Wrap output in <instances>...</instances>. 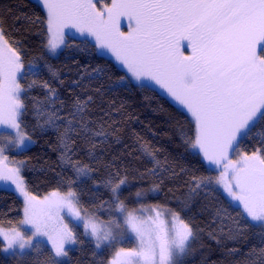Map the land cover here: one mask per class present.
Here are the masks:
<instances>
[{
	"label": "snow or ice",
	"instance_id": "obj_1",
	"mask_svg": "<svg viewBox=\"0 0 264 264\" xmlns=\"http://www.w3.org/2000/svg\"><path fill=\"white\" fill-rule=\"evenodd\" d=\"M38 2L46 16L33 23L42 25L48 53L55 55L62 46L68 47L65 30L74 29L85 38L82 44L87 46L91 37L94 49L110 53L137 82L147 81L142 87L159 86L190 114L193 134L183 133L184 142L219 174L190 175L189 199L204 190L222 189L227 194L228 207L236 216L226 208L217 209L221 237L237 240L246 227L264 234V0ZM122 17L128 20L127 32L120 29ZM182 48L190 49V54ZM41 67L39 62L26 63L21 45L7 37L0 19V129H4L0 131V190L14 186L23 198L18 225H0V253L27 264H68L73 250L69 246L84 244L74 230L82 225V235L91 246L86 264H184L200 230L181 215L183 209L143 204L130 208L121 199L128 178L119 170L102 181L110 198L95 210L81 202L76 180L71 178L60 182L66 190L56 188L43 198L29 190L23 175L26 162L9 161L5 155L26 151L33 143L25 123L29 110L41 130L63 128L60 160L74 170L77 180L89 177L93 169L73 159L72 135L83 136L92 148L107 139L104 126L93 128L95 122L87 118L91 96L77 98L67 115H61L64 102L49 80L40 79ZM93 72L84 75L98 79L100 71ZM37 88L43 90L44 99L30 97ZM245 141L255 143L249 149L242 147ZM141 148L157 166L148 170L150 175L168 170L148 143ZM144 195L135 193L137 203ZM97 211L107 212L108 220H101ZM65 217L78 223L72 225ZM216 235V231L209 233L213 239ZM260 242L264 244V238ZM238 251L229 249L233 255ZM108 252L111 258L105 259ZM248 256L257 258L251 264H264V247L253 248Z\"/></svg>",
	"mask_w": 264,
	"mask_h": 264
},
{
	"label": "trees",
	"instance_id": "obj_2",
	"mask_svg": "<svg viewBox=\"0 0 264 264\" xmlns=\"http://www.w3.org/2000/svg\"><path fill=\"white\" fill-rule=\"evenodd\" d=\"M45 16L42 6L35 0H0V19L7 37L19 42L26 63H40V79L49 80L64 102L61 115H67L77 98L84 100L91 96L87 118L95 122L91 125L93 128L104 126L107 139L96 142V147L92 148L83 136L72 135L73 159L93 169L89 177L77 180L74 170L60 160L63 148L59 136L63 128L59 132L53 128L41 130L36 127L37 122L29 110L25 123L33 143L28 150L10 152V155L26 162L23 175L32 194L42 196L56 188L66 190L60 182L71 178L76 180L74 187L80 193L81 202L95 210L101 201L110 198L102 181L109 173L119 170L128 178V184L121 189V199H125L130 208H139L143 204L163 205L175 211L183 209L181 215L200 230L199 239L193 244V251L185 258L184 264H245V261L251 264L257 259L249 257L248 253L253 248L264 247L260 242L264 238L260 229L246 227L245 235L237 240L221 237L219 221L215 220L217 209L226 208L233 217L236 213L228 207L229 200L220 190H204L189 199L187 181L190 175L217 176V172L209 169L207 162L185 144L183 133L193 134L187 112L156 88H144L132 82L123 68L91 46L94 41L90 38H87L89 44L86 46L81 43L84 37L69 36L66 40L68 47H64L57 56L50 55L44 46L46 39L42 25L33 23L37 17L44 20ZM93 70L100 71L98 79L84 75L85 72L95 75ZM122 76L126 77L123 81L120 80ZM33 96L44 99V92L33 89L30 97ZM145 142L155 150L156 159L167 171L158 170L156 175L148 173L149 169L157 166L142 150L141 144ZM254 143L245 141L242 147L250 149ZM154 187L156 190L150 191ZM137 191L145 193L140 203L135 196ZM22 209L23 202L16 193L0 190V225L8 227L9 222L18 225L23 217ZM96 215L109 217L105 211H97ZM74 230L84 244L70 247L73 250L69 252L68 264H86L85 256L90 255L91 246L80 227ZM213 231L217 233L215 239L209 236ZM224 231L227 232V228ZM229 249L239 251L233 255ZM104 258L110 259L111 252ZM0 264L27 262L0 253Z\"/></svg>",
	"mask_w": 264,
	"mask_h": 264
},
{
	"label": "rangeland",
	"instance_id": "obj_3",
	"mask_svg": "<svg viewBox=\"0 0 264 264\" xmlns=\"http://www.w3.org/2000/svg\"><path fill=\"white\" fill-rule=\"evenodd\" d=\"M35 1L38 2V0H35ZM38 3H39V2H38ZM99 6H100V5L98 4V7H99ZM45 14H46V13H45ZM120 29H121V31H124V32L129 31V24H128V20H127V18L122 17V18L120 19ZM65 31H66L65 41L67 40V38H68L69 36H70V37H75V38H80V37H82V36H80V34L77 33L74 29H72V30H67V29H66ZM88 38H90V39L92 40L91 37H88ZM92 41H93V40H92ZM262 47H264V46H262ZM63 48H64V47L62 46L60 49H58V50H57V53H56L55 55L50 54V53H49V54L52 55V56H57V55L60 54V52L62 51ZM181 51H184V54H185V55L190 54V52H187V51L185 50V48H182ZM100 53H101V52H100ZM101 54H103V55H105V56L111 58V59H112V60H113L118 66H120L121 68H123V66L120 65L110 53H101ZM123 69H124V68H123ZM124 70L126 71V74L128 75V78H129L132 82H134V83H136V84H138V85H141V84H145V83H147V81L137 82L135 79L131 78V75L127 73V70H126V69H124ZM152 87L156 88V89L159 90L162 94H164L165 96H167L169 99L172 100V98H171L170 96H168V94H167L163 89L159 88V86L153 84ZM172 101H173V100H172ZM174 102H175V101H174ZM175 103H176V102H175ZM176 104H177V103H176ZM178 105H179V104H178ZM179 106H180V105H179ZM180 107L182 108V106H180ZM182 109H183V108H182ZM183 110L186 111L185 109H183ZM187 114H188V113H187ZM188 115L190 116V114H188ZM190 118H191V117H190ZM0 131H4V129H0ZM29 146H30V145H29ZM10 152H12V153H19V152L16 151V150H13V151H6V152H5V155L8 156L9 161H12V160L22 161V160H19V159L15 158V157L11 156V155H10ZM194 152H195V151H194ZM212 169H214V170L217 172V175L219 174V170H217V169H215V168H212ZM13 189H14V186H13ZM13 189H9V190H12L14 193H16V195H17V196L22 200V202H23V198L20 197L19 194H18L17 192H15ZM219 190L222 192V194H223L228 200H230V198L227 197V194L224 193L222 189H219ZM49 192H50V191H49ZM49 192L45 193V194L42 195V196H38V195H36V196H38L39 198H43V197L46 196ZM33 195H34V194H33ZM108 218H109V217H108ZM108 218H100V219H101V220H105V221H107ZM65 219H66V221H68V218H67V217H65ZM68 222H70V224H72V225H75V224L78 223V222H76V221H68ZM79 227L83 230V226H82V225H80ZM48 246H49V248H50V245H48ZM73 246H74V245H71V246H69V247H73Z\"/></svg>",
	"mask_w": 264,
	"mask_h": 264
}]
</instances>
